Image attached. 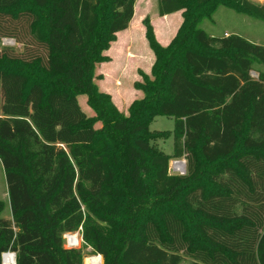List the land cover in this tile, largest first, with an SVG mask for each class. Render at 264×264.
<instances>
[{
  "label": "trees",
  "instance_id": "obj_1",
  "mask_svg": "<svg viewBox=\"0 0 264 264\" xmlns=\"http://www.w3.org/2000/svg\"><path fill=\"white\" fill-rule=\"evenodd\" d=\"M135 2L0 0V38L31 17L46 52L25 60L0 51V163L12 217L0 218V264L8 252L15 264H83L63 241L80 229L103 264H180V253L191 264H264V46L197 27L218 5L264 22V5L157 0L159 16L183 11V22L162 48L143 21L153 79L135 84L144 96L124 116L93 79ZM158 116L173 130L150 132ZM162 136H172V155L150 145ZM179 159L185 177L168 172Z\"/></svg>",
  "mask_w": 264,
  "mask_h": 264
},
{
  "label": "rangeland",
  "instance_id": "obj_2",
  "mask_svg": "<svg viewBox=\"0 0 264 264\" xmlns=\"http://www.w3.org/2000/svg\"><path fill=\"white\" fill-rule=\"evenodd\" d=\"M253 3L261 5V4H264V0H257L256 2H253ZM154 6H155V4H154ZM155 10H156V8L153 9V12H155ZM145 19H148L150 25L152 26V23L150 22L151 21V15L148 14L146 16H143V21ZM23 20L24 19L20 20L19 22L14 23V31H15L14 34H15V36L13 38H4V37L0 38V51L3 49H8L7 53L14 55L16 57H19L21 59H25V60H31L35 57L45 59V56H46L45 49L43 48V46L41 44L37 43V41L30 34L29 23L31 22V17H28V19L26 21H23ZM143 21H142V25L145 29ZM182 22H183V17H182ZM182 22H181L179 28L181 27ZM197 27L204 30L209 36L224 37V36H228V35L239 34V36L246 38L247 40L251 41L254 44H259V45L264 46V22L257 20L255 18L243 13V12L237 11L234 8H230V7H227L224 5H218L211 16H209L207 18H203L202 20H200L198 22ZM179 28L177 29V31L175 32L173 37L170 39V42L167 46H162L159 44V42L156 39L154 30H153L154 38H155L156 42L162 48H167L171 44L173 39L175 38ZM152 29H153V26H152ZM111 43H110V45H111ZM110 45H109L107 50L102 52V56L107 57V60L102 61L100 63H96L95 64V70H94V79H93L94 83H95V85H96V81L100 83V85H101L100 88H99V86H97V85L96 86H97L99 92L104 93V94H107V92L105 93V91H110V89H111L110 84L104 78V74H106V72L112 73L113 70L117 71L118 68L122 66V61H121L120 57L117 55H116V58H115L113 64H110V62L112 63V61H113L112 60L113 56L109 57L106 55V53H108L110 51ZM148 46H149V44H148ZM213 48L215 50L218 47L214 46ZM106 51H108V52H106ZM110 53L112 54V51H110ZM152 53L154 56V62L151 66V70H150L149 74H146L143 72L142 69L137 68L138 73H139L138 80L131 81L129 83V89L130 90H132L134 92L139 91L141 93L140 97L139 96L134 97L131 104L134 101L141 100L144 96L143 91L140 89H137L135 87V84H137V83H140V84L144 83V79L142 78V76H146L147 79H149V80L153 79L152 68H153V65L155 63L156 57H155V54L153 51H152ZM108 62H109V64H108ZM107 65L111 66L109 68V71L106 70ZM127 76H128V80L132 77H135V74L133 73L132 69H130V71H128V73L125 75V77H127ZM251 76L253 78H257V73L255 71H252ZM115 81H116L115 82L116 86L121 83V81L118 79H115ZM107 95L110 96L111 101H112V96L110 94H107ZM122 98H125V95ZM76 99L78 101V104H79L81 110L85 113V115L88 118H94L95 112L88 106L86 95H79V96H77ZM112 103H113V101H112ZM129 103H130V97H126V100L124 99V101H123V105L126 106ZM130 105L127 107L128 109H129ZM114 106H115V104H114ZM117 110H118V108H117ZM123 111H125V109ZM120 113L123 114L124 116H128V110H127V112L125 111V112H120ZM173 126H174V122L172 119H168L165 117L158 116L150 124L149 131L153 132V133L172 131ZM101 127H102V124L100 121L94 122L93 128L95 130L100 129ZM172 142H173L172 136H170V137L162 136L156 140L150 141V145L154 146L156 149L162 151L165 154L172 155V153H173V148H172L173 143ZM175 162H177V163L179 162V163L183 164V168L181 171L175 170V166L173 164ZM168 172L170 175H178V176L185 177L187 175V162H186V160L185 159L171 160L169 163ZM0 203L2 204V209L0 212V218L10 220L12 217H11V211H10V206H9L8 194H7V186H6V182H5V178H4V172H3V168H2L1 163H0ZM78 239H79V245H78V247H76V249L80 250V252H81V255L83 258V261H82L83 264H86L87 259L100 257V255L98 256L93 252L92 248L86 246L83 243V241H82V229H80L78 232ZM64 244H65V242H64ZM180 256L182 257V261L180 264H191L192 263V259L187 257L185 254L180 253ZM100 258H101L102 264H103V259H102V257H100ZM2 264H3V262H2Z\"/></svg>",
  "mask_w": 264,
  "mask_h": 264
},
{
  "label": "crops",
  "instance_id": "obj_3",
  "mask_svg": "<svg viewBox=\"0 0 264 264\" xmlns=\"http://www.w3.org/2000/svg\"><path fill=\"white\" fill-rule=\"evenodd\" d=\"M249 1L253 3L257 0ZM155 8L156 10L155 12H153V9ZM157 10V0H136L134 4V13L132 19L128 24V27L116 34L115 41L110 45V51H112V54L109 50V52L106 51L108 52L106 53L107 56H113V61L112 63L110 62V64H113L116 55L119 56L122 61V66L119 67L117 71H114L112 69V73L106 72V74H104L105 80H107L111 86L110 91H105V93L107 92V94H110L112 96V101L113 103L115 102L114 104L120 112H127V107L131 104L134 97L141 96V93L139 91L134 92L129 89V83L131 81L138 80L139 78L137 68H140L144 73L149 74L151 66L154 62V56L148 46V42L145 37V29L142 25L143 16H146L148 14L151 15L150 22L152 23L156 39L162 46H167L169 44L170 39L173 37L182 22L183 11H177L165 16H159ZM110 67L111 66L107 65L106 70L109 71ZM130 69L133 70L135 77H132L128 80V76L125 77V75L128 73V71H130ZM115 79L121 81V83L117 86L115 85ZM96 85L99 86V88L101 87L100 83L97 81ZM124 95L125 98H122L124 97ZM126 97H130V103L124 106L123 101L124 99L126 100ZM124 109L125 111H123Z\"/></svg>",
  "mask_w": 264,
  "mask_h": 264
},
{
  "label": "built area",
  "instance_id": "obj_4",
  "mask_svg": "<svg viewBox=\"0 0 264 264\" xmlns=\"http://www.w3.org/2000/svg\"><path fill=\"white\" fill-rule=\"evenodd\" d=\"M173 164H174V166L176 164H180V165L183 166V164L179 163V162L178 163L175 162ZM177 171H181V170H177ZM63 241L65 242V244H64V248L65 249H76V247H78V245H79L78 232H76V234L75 233H65L63 235ZM8 253H10V252H8ZM8 253H5V254H8ZM5 254L2 255L3 264H6V263H4V259H3V256ZM10 254L13 255V256L15 255L14 253H10ZM12 264H15V257H14V263H12Z\"/></svg>",
  "mask_w": 264,
  "mask_h": 264
},
{
  "label": "bare ground",
  "instance_id": "obj_5",
  "mask_svg": "<svg viewBox=\"0 0 264 264\" xmlns=\"http://www.w3.org/2000/svg\"><path fill=\"white\" fill-rule=\"evenodd\" d=\"M182 168H183V166L180 164L175 165L176 170H182ZM3 259H4V263H6V264L14 263V256L11 255L10 253L5 254L3 256ZM86 264H102V260L100 257H95V258L87 259Z\"/></svg>",
  "mask_w": 264,
  "mask_h": 264
},
{
  "label": "water",
  "instance_id": "obj_6",
  "mask_svg": "<svg viewBox=\"0 0 264 264\" xmlns=\"http://www.w3.org/2000/svg\"><path fill=\"white\" fill-rule=\"evenodd\" d=\"M14 257H15V255H14Z\"/></svg>",
  "mask_w": 264,
  "mask_h": 264
}]
</instances>
